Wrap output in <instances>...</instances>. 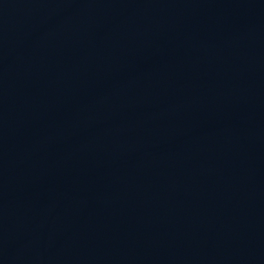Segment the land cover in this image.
I'll use <instances>...</instances> for the list:
<instances>
[{
  "label": "water",
  "instance_id": "water-1",
  "mask_svg": "<svg viewBox=\"0 0 264 264\" xmlns=\"http://www.w3.org/2000/svg\"><path fill=\"white\" fill-rule=\"evenodd\" d=\"M0 264H264V0H0Z\"/></svg>",
  "mask_w": 264,
  "mask_h": 264
}]
</instances>
